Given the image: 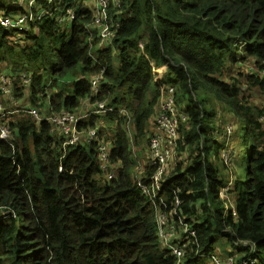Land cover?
<instances>
[{
	"label": "trees",
	"instance_id": "trees-1",
	"mask_svg": "<svg viewBox=\"0 0 264 264\" xmlns=\"http://www.w3.org/2000/svg\"><path fill=\"white\" fill-rule=\"evenodd\" d=\"M54 1V18L0 26V76L14 79V112L0 121L9 128L0 142V264H177L157 236L159 209L179 230L194 231L182 233L180 264H199L220 248L228 253L214 263L264 264V0H120L101 20L114 35L103 48L101 27H88L92 7ZM50 7L38 1L37 9ZM5 11L16 18L27 8ZM20 68L29 90L16 80ZM103 70L95 94L91 81ZM171 88L187 117L178 129L186 159L154 199L136 183L140 171L151 187L154 169L140 166L130 144L148 147L147 124ZM101 101L131 118L91 113L77 126L78 142L65 145L69 134L52 119ZM227 120L240 139L236 160L225 165Z\"/></svg>",
	"mask_w": 264,
	"mask_h": 264
},
{
	"label": "built area",
	"instance_id": "built-area-1",
	"mask_svg": "<svg viewBox=\"0 0 264 264\" xmlns=\"http://www.w3.org/2000/svg\"><path fill=\"white\" fill-rule=\"evenodd\" d=\"M38 1L39 0H8L4 3H0V26L4 30H13L18 29V27L23 28L29 23L34 22L36 18L42 20L47 15H49V18H54L55 11L58 10L57 5L59 2L54 0H45L48 5H51L50 8H52V11L49 12L44 8L37 9ZM94 2L96 3V1ZM24 7L27 8V13L16 18H12V16L7 15L5 11L6 9L18 10ZM32 9H35V11L33 12ZM92 13L94 27H101L98 37L101 40L99 47L103 48L105 45L111 42L114 36L108 27H105L101 24V20H105L107 14L106 3L102 0L100 3H96L95 10H92ZM74 18L75 14L72 13L71 10H68L67 21L71 22L74 20ZM58 22L59 24L64 23V18H59ZM259 75L264 77V70L260 71ZM103 77L104 70L101 71L91 81L95 94H97L100 90L99 83ZM20 81L25 87L30 86V78L27 75H21ZM13 83L14 79L11 76H0V96H5L10 102L14 101V94L12 91ZM94 105L95 106L93 107V110L90 112L88 108L85 109L86 112L83 114H75L65 111L59 117L52 119V121L56 123L62 132L69 134L68 141L65 145H74L78 142L81 135L77 131V126L82 119L86 118L91 113L103 115L107 113H115L117 111L120 116L127 117L128 119H130L132 116L126 109L119 108L116 110L114 107H110L106 101L96 102ZM262 105L264 106V101L262 102ZM14 106H18V111L20 110L19 104L15 103ZM13 112L8 111V108L2 103V101H0V121H2L4 117H8V115ZM25 112L33 116L38 122L41 121V118L37 112L28 110L27 108H25ZM186 120V115L179 112L177 109L174 98V89L171 88L168 94L165 96L162 105L155 117V131L150 134L149 137L148 165L154 169L151 179L152 186L149 187L147 186L148 184L143 182L142 172L141 178L137 181L138 188L144 195H149L156 199V194L159 191L165 189V184L170 178L174 167L182 159L180 151L177 152L178 148H180L178 129L179 125ZM261 121L264 122V117L261 118ZM0 132V142L7 140L9 137V128L0 126ZM97 133L98 132L96 129L88 132L89 142H93L96 139ZM99 155L106 178L108 180L113 179L114 172L108 163L109 152L106 145L101 144L99 146ZM180 204V200L176 198L174 203L175 210L180 206ZM169 218V214L163 212L161 209H159V211L156 213V225L158 229L157 235L160 242H162L166 248L169 247L177 260V264H180L181 259L185 255V247L187 243L180 241V233L178 228L176 230V223H170ZM182 232H184L186 235H190L192 237L194 236V231H192L187 226L182 227ZM215 263L221 264L218 261H215Z\"/></svg>",
	"mask_w": 264,
	"mask_h": 264
},
{
	"label": "rangeland",
	"instance_id": "rangeland-1",
	"mask_svg": "<svg viewBox=\"0 0 264 264\" xmlns=\"http://www.w3.org/2000/svg\"><path fill=\"white\" fill-rule=\"evenodd\" d=\"M96 1V3H100L101 0H94ZM93 0H83V4L85 5V7H92V10H95V2ZM103 2L106 3V9L109 8L112 4L115 5V4H119V1L120 0H102ZM108 12V10H107ZM89 28L91 27H94V24L93 22L88 26ZM248 64V63H247ZM241 66H243V64H240ZM19 72H18V78H16L17 82L20 83V76H21V73H23V69L20 68L18 69ZM250 70L251 68H248L247 72L250 73ZM239 72H242V71H239ZM246 72V73H247ZM25 74H28L27 72H25ZM30 75V74H28ZM260 95L257 94V98H259ZM5 99V98H3ZM30 106H31V103H30ZM95 105H88L86 108L88 109H92ZM85 108V109H86ZM159 108V106H158ZM157 108V109H158ZM20 109V108H19ZM13 108L12 109H9V111L13 112ZM86 112V110L84 111ZM18 115V114H16ZM154 117L155 116V113L152 112V115L150 117V121L148 122L147 124V129H148V133L150 131H154L155 130V126H154ZM223 128L225 129V133H224V136L226 138H224V140L227 141V146L226 148L222 151V157L224 159V164L226 165V163H229L231 161L234 162V160H236L237 158V155L239 153V146H238V141L240 139V137L238 136V134L235 132L236 131V127H235V122L233 120H227V123H226V126H223ZM129 134L131 135V137L133 136L134 134V128L130 125L129 126ZM108 131H111L110 129H108ZM132 132V134H131ZM131 137H128L130 141L131 140ZM130 149L132 151L135 152V155L136 157L138 158L139 162H140V166H144L147 162H148V147L146 146L145 144V141L144 143H142L138 148H134V146L132 145V143L130 144ZM181 149L178 148V151L179 152ZM185 158V155H184V152L182 151V157L181 158ZM138 170H136V174H137ZM131 174V177L133 178V172L130 173ZM141 178V172L139 171V175L137 176V180H136V183L137 181ZM138 185V184H137ZM176 230H177V226H176ZM181 242H183L181 239H180ZM220 249L223 251H220ZM220 249H216V251L209 257V256H204L201 258V264H215L214 263V258H217L221 261H224L225 260V256L227 255L228 251H226V249L224 248H220Z\"/></svg>",
	"mask_w": 264,
	"mask_h": 264
},
{
	"label": "clouds",
	"instance_id": "clouds-1",
	"mask_svg": "<svg viewBox=\"0 0 264 264\" xmlns=\"http://www.w3.org/2000/svg\"><path fill=\"white\" fill-rule=\"evenodd\" d=\"M92 15H93V13H92ZM101 48V47H100ZM23 75V74H22ZM26 75V74H25ZM6 76H8V75H6ZM28 76V75H27ZM12 77V76H11ZM29 77V76H28ZM13 78V77H12ZM30 78V77H29ZM30 85H31V79H30ZM28 90H29V88H30V86L29 87H26ZM0 98L2 99V98H6L5 96H0ZM165 98V97H164ZM8 99V98H7ZM9 100V99H8ZM164 100V99H163ZM10 102V101H9ZM3 103V102H2ZM4 104V103H3ZM7 108H8V111H9V107H10V105H11V102H10V104H4ZM88 106V105H87ZM176 106H177V104H176ZM27 108V107H26ZM29 110V109H28ZM93 110V108L92 109H89V112L90 111H92ZM23 111H25V110H23ZM180 112V111H179ZM155 131V130H154ZM154 131H152V133L154 132ZM151 133V134H152ZM148 149H149V145H148ZM180 154H181V156H182V151L180 152ZM183 160H184V157L182 158ZM182 159L179 161V162H181L182 161ZM178 162V163H179ZM147 164V166H149L148 165V162L146 163ZM137 180V179H136ZM178 231H179V233H180V239H181V236H182V229H178ZM184 235H186V234H184ZM158 236V235H157ZM199 264H201V263H199Z\"/></svg>",
	"mask_w": 264,
	"mask_h": 264
},
{
	"label": "crops",
	"instance_id": "crops-1",
	"mask_svg": "<svg viewBox=\"0 0 264 264\" xmlns=\"http://www.w3.org/2000/svg\"><path fill=\"white\" fill-rule=\"evenodd\" d=\"M183 160V159H182ZM184 161V160H183Z\"/></svg>",
	"mask_w": 264,
	"mask_h": 264
}]
</instances>
